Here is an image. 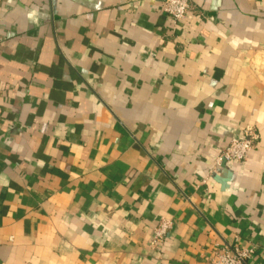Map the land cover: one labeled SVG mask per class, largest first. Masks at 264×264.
Instances as JSON below:
<instances>
[{"label":"crops","instance_id":"0c3cea01","mask_svg":"<svg viewBox=\"0 0 264 264\" xmlns=\"http://www.w3.org/2000/svg\"><path fill=\"white\" fill-rule=\"evenodd\" d=\"M164 1L0 0V264H264V0Z\"/></svg>","mask_w":264,"mask_h":264},{"label":"built area","instance_id":"2783aa9c","mask_svg":"<svg viewBox=\"0 0 264 264\" xmlns=\"http://www.w3.org/2000/svg\"><path fill=\"white\" fill-rule=\"evenodd\" d=\"M191 10L190 0H165L162 11L174 21H182ZM258 135L253 130H246L243 138L233 139L229 146L217 157V164L221 165L228 161H244L254 148ZM171 222L162 221L155 230L153 245L164 244ZM255 248H246L239 245H228L217 251L211 259V264H249Z\"/></svg>","mask_w":264,"mask_h":264}]
</instances>
